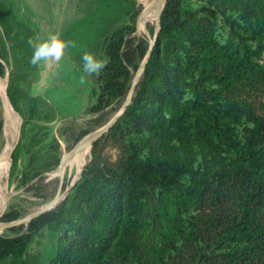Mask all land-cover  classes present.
I'll return each instance as SVG.
<instances>
[{
  "label": "rangeland",
  "instance_id": "374dc122",
  "mask_svg": "<svg viewBox=\"0 0 264 264\" xmlns=\"http://www.w3.org/2000/svg\"><path fill=\"white\" fill-rule=\"evenodd\" d=\"M30 1L0 0V62L5 65V75L0 77L7 84L8 74L10 75L12 104L22 120L24 117L18 159L17 146L11 154L8 177L5 179L8 185L6 191L8 200L1 222L11 223L2 220L9 212L18 213L20 215L18 220L29 218L25 223H16L0 231L6 236L28 233L30 222L39 208L52 201L58 194L66 192L77 178L69 167L61 170L63 158L84 137L101 129L113 119L123 108L128 96L127 94L120 104L118 97L107 108L93 112L92 108L97 104L100 93L98 82L88 83L87 76L82 79L80 71L83 69H77V65H73L74 60L65 64L63 60L66 61L67 58L64 56L63 60L49 67L51 76L49 73L47 74L50 77L47 76L50 79H36L37 66L30 63L34 50L28 41L39 36L34 35L27 27L26 16L36 5ZM45 1L50 3L51 13L56 11L59 16H68L76 8H80L79 0ZM148 1L128 0L125 18L115 30L123 26L132 27L130 18L136 12L138 15L134 31L125 35L123 52L131 45L134 48L139 45L141 38L150 43L155 39L157 30L155 24H149L150 33L140 32L138 29L139 17ZM255 1L259 2L258 10L264 11V0ZM219 2L220 0H184L182 9V20L204 5L214 9L219 6L227 14L225 16L218 12L214 17L207 13H198L197 18L189 20L181 33L188 49V52L182 54L185 61H196L205 66L213 79L222 77L226 71L229 54L236 58L242 55L246 44L249 47L257 45L256 41L248 38V35L252 37L250 30L234 28L231 24V21L237 19L245 25L239 6L234 4L233 0ZM15 12H19L25 19L20 27L11 25L10 17ZM54 33L52 31L49 34ZM63 37L64 41L69 40ZM70 54L65 49L64 55L70 57ZM92 55L97 61L103 62L104 66L110 60L103 46L93 51ZM260 63L261 66L246 71L242 81L225 95L223 101L224 107L233 105L241 116V124L237 129L243 141L251 135L245 129H252L254 120L264 119V57ZM136 73L137 71L131 69L128 93L135 81ZM196 74L199 75V72ZM216 87L219 85L214 80L207 83L204 88L206 96L209 97L208 93ZM8 90L7 85V94ZM14 96L17 107L13 102ZM194 99L193 91L188 90L184 101L191 106ZM5 110L3 96L0 93V156L9 138L14 134L11 127L8 129ZM86 131L89 133L77 141ZM138 138L140 136L135 139ZM129 143V138L108 136L99 146L101 161L119 166L126 157ZM59 158L61 163L57 166ZM91 158L90 151L86 164ZM252 178L249 175L235 177L224 184L206 188L201 195H192L188 192L190 182L185 178L182 191L170 193L166 198L154 195L147 203L146 214L142 220L143 226L135 233L136 253L127 259L113 255L104 264H229L231 243L235 247L248 245L244 264H264V200L254 208L258 229L250 235L246 233V237L236 232V225L243 214V190ZM259 180L264 191V173ZM69 194L71 195L68 210L63 220L60 223L48 224L37 231L26 254L10 257L1 264H56L60 248L67 244L66 233H73L69 224L73 210L91 194V189L75 188L71 189Z\"/></svg>",
  "mask_w": 264,
  "mask_h": 264
},
{
  "label": "trees",
  "instance_id": "16d2710c",
  "mask_svg": "<svg viewBox=\"0 0 264 264\" xmlns=\"http://www.w3.org/2000/svg\"><path fill=\"white\" fill-rule=\"evenodd\" d=\"M222 2L226 0L219 3ZM233 2L239 6L245 25L235 19L232 26L250 30L252 37L248 35V38L257 45L246 44L242 55L236 58L229 54L226 71L222 77L213 79L205 66L185 61L182 54L188 49L181 33L198 13L216 17L218 12L225 16L226 12L219 6L214 9L204 5L182 20L184 0H167L158 39L135 87L132 103L114 128L94 144L92 160L72 188L91 189V194L75 206L69 221L73 233H66L67 244L60 248L56 264H104L113 255L124 259L134 255L135 233L143 226L148 201L156 194L166 198L170 193L182 191L185 178L190 182L188 192L201 195L206 188L235 177H253L243 190V214L236 232L246 237V233L250 235L258 229L254 208L264 200L259 180L264 173V119L254 120V127L245 129L251 135L243 141L237 129L241 116L233 105L224 107L223 101L242 81L246 71L261 66L264 11L258 10V1ZM137 15L136 12L130 18L132 27L123 26L104 39L102 46L110 60L98 75L100 93L93 112L102 111L118 97L119 104L122 103L129 91L131 69H139L150 48V41L141 38L139 45L135 48L131 45L123 52L125 35L134 31ZM0 75H5L2 62ZM213 80L219 87L212 89L207 97L205 85ZM188 90L195 96L191 106L184 101ZM13 102L17 107L15 96ZM88 133L84 132L77 141ZM108 136L129 138L126 157L119 166L101 161L99 146ZM17 146L16 159L19 143ZM60 163L59 158L57 166ZM70 195L57 208L33 219L28 233L0 234V264L10 257L26 254L37 231L48 224L60 223L67 213ZM19 216L9 212L2 220L13 222ZM247 246L235 247L231 243L229 264H244Z\"/></svg>",
  "mask_w": 264,
  "mask_h": 264
},
{
  "label": "crops",
  "instance_id": "0c3cea01",
  "mask_svg": "<svg viewBox=\"0 0 264 264\" xmlns=\"http://www.w3.org/2000/svg\"><path fill=\"white\" fill-rule=\"evenodd\" d=\"M33 2V10L26 16L27 27L32 30L34 35L41 39L45 38L50 32L59 33L62 40L67 35V42H74L75 47H67L71 53L70 57L63 60L77 65V69L84 68L82 56L85 53L92 54L93 51L99 50L104 39L110 35L125 18L128 0H79L80 8H76L68 16H59L51 13L50 3L43 0H31ZM35 2V3H34ZM11 25L20 27L25 20L19 12L13 13ZM51 30V31H49ZM71 67H74L70 64ZM69 67L68 65H65ZM81 68V69H80ZM82 79L88 77V83L92 84L97 81L98 74L89 75L80 71ZM49 66L43 62L37 65L35 76L36 79H50ZM79 76L80 73L78 72ZM49 77H48V76ZM62 87V83L59 84Z\"/></svg>",
  "mask_w": 264,
  "mask_h": 264
},
{
  "label": "bare ground",
  "instance_id": "6f19581e",
  "mask_svg": "<svg viewBox=\"0 0 264 264\" xmlns=\"http://www.w3.org/2000/svg\"><path fill=\"white\" fill-rule=\"evenodd\" d=\"M164 3H165V0H149L147 2L146 8L144 12L140 15L139 21H138V29L140 32L150 33V30H149L150 23L155 24L157 27V30L159 29L161 25V17H162L161 14H162V9L164 7ZM142 69H143V65H141L139 71L136 74L135 81L131 87L128 98L126 100L127 102L130 100V97H132L135 92L136 83H137L138 77L142 73ZM0 93L3 96L4 104L6 107L5 113H6V123H7L8 129L9 127H11L14 132L12 138H9L8 144L3 154L0 156V231H3L5 229H8L10 226H12L15 223H19V222L25 223L26 221L29 220V218L16 220L8 224L1 222V216L6 209L7 200H8V195H7L8 193L6 192L8 191V185L6 184L7 182L5 181V179L8 177L11 154L14 152L15 148L17 147L20 141L23 120H22L21 115L19 114V112L16 111L13 105L8 104L9 97L7 94V84L5 81L2 80L1 77H0ZM122 109L104 127L84 137L80 141V143L71 152L67 153L65 157L63 158L62 163L60 165L61 170H64L66 167H69L71 172L75 174V178L80 177L83 168L86 166L88 155L92 149V143L98 140L99 136L104 135L111 128L114 121L120 115ZM66 194H67V190L64 194H60V195L58 194V196L54 198L52 201L47 202L44 206L39 208L37 214L34 215L32 219H35L36 217H39L40 215L57 208L61 204V202H63Z\"/></svg>",
  "mask_w": 264,
  "mask_h": 264
},
{
  "label": "clouds",
  "instance_id": "9594fccd",
  "mask_svg": "<svg viewBox=\"0 0 264 264\" xmlns=\"http://www.w3.org/2000/svg\"><path fill=\"white\" fill-rule=\"evenodd\" d=\"M28 44L34 50L30 61L33 66H37L43 62L50 67L53 63L59 62L62 59L67 47H75L74 42L62 40L59 33L49 34L43 39L40 37H37L35 40L29 39ZM82 60L84 62L83 70L89 75L93 73L98 74L104 67L103 62L97 61L89 53H85L82 56Z\"/></svg>",
  "mask_w": 264,
  "mask_h": 264
},
{
  "label": "water",
  "instance_id": "95a60500",
  "mask_svg": "<svg viewBox=\"0 0 264 264\" xmlns=\"http://www.w3.org/2000/svg\"><path fill=\"white\" fill-rule=\"evenodd\" d=\"M166 2H167V0H165V3H164V7H163V9H162V14H163V11H164V8H165V6H166ZM162 14H161V16H162ZM160 30H161V25H160V27H159V29L157 30V32H156V34H155V39H154V42L150 45V48H149V50H148V52H147V54H146V56H145V58H144V60L142 61V63H141V65H143V69H142V73H141V75H140V78H139V80H138V82H137V84H136V87H137V85H138V83H139V81H140V79H141V77H142V75H143V73H144V71H145V68H146V64H147V62H148V60L150 59V57H151V54H152V51H153V48H154V46H155V43H156V41H157V39H158V35H159V32H160ZM141 65H140V67H141ZM140 67H139V69H140ZM138 69V70H139ZM8 70V69H7ZM137 70V71H138ZM9 79H10V75L8 74V83H7V85H8V91H9V98H8V104L9 105H13L12 104V98H11V86H10V82H9ZM131 90V89H130ZM136 90V89H135ZM128 95H129V93H128ZM128 97V96H127ZM127 99V98H126ZM132 99H133V96L132 97H130V100L127 102H125V104H124V106H123V109H122V111H121V113H120V115L118 116V118L114 121V123H113V125L111 126V128L108 130V132L105 134V135H102V136H99L98 137V140H96V141H94L93 143H92V149H93V146H94V144L95 143H97L98 141H100L101 139H103L113 128H114V126L117 124V122L122 118V116L124 115V113L126 112V110H127V107L132 103ZM3 102V101H2ZM91 149V155H92V150ZM17 152H18V148H17V151H16V158H17ZM92 160V158L90 159V161ZM87 165V164H86ZM85 170V167L83 168V170H82V173H81V175H80V177H78L77 179H75V180H73V182H72V184L67 188V194H66V196H65V198H64V200L67 198V196H68V193H69V191L76 185V183L82 178V175H83V171ZM63 184V183H62ZM63 186H64V184H63ZM63 200V201H64ZM63 203V202H62ZM53 213V212H52ZM51 213V214H52ZM19 223H22V222H19ZM16 224V223H15ZM1 234V233H0Z\"/></svg>",
  "mask_w": 264,
  "mask_h": 264
}]
</instances>
